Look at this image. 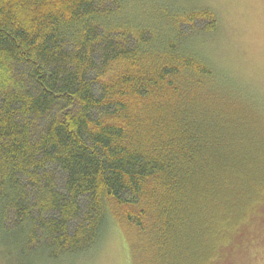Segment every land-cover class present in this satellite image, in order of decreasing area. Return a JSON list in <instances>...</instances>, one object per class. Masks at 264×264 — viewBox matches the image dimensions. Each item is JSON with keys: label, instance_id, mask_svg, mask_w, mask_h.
<instances>
[{"label": "trees", "instance_id": "trees-1", "mask_svg": "<svg viewBox=\"0 0 264 264\" xmlns=\"http://www.w3.org/2000/svg\"><path fill=\"white\" fill-rule=\"evenodd\" d=\"M160 4L0 0V248L17 263L82 259L113 227L132 264L264 247L261 112L185 45L214 13Z\"/></svg>", "mask_w": 264, "mask_h": 264}, {"label": "rangeland", "instance_id": "rangeland-1", "mask_svg": "<svg viewBox=\"0 0 264 264\" xmlns=\"http://www.w3.org/2000/svg\"><path fill=\"white\" fill-rule=\"evenodd\" d=\"M158 3L172 11L209 10L214 13L217 30L190 35L185 45L195 48L229 89L243 100L255 102L261 112L260 119L264 120V0H158ZM153 7L157 6L150 4L151 12ZM205 24L199 21L196 27L202 28ZM127 241L123 231L113 227L102 246L87 257L31 264H132ZM0 264L30 263H17L5 248H0ZM230 264H264V247L257 245L255 249L244 251Z\"/></svg>", "mask_w": 264, "mask_h": 264}]
</instances>
